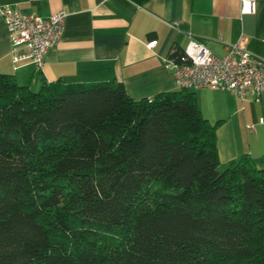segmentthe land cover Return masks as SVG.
Here are the masks:
<instances>
[{"label":"trees","instance_id":"16d2710c","mask_svg":"<svg viewBox=\"0 0 264 264\" xmlns=\"http://www.w3.org/2000/svg\"><path fill=\"white\" fill-rule=\"evenodd\" d=\"M221 123L191 90L0 73V264H264V165L219 171Z\"/></svg>","mask_w":264,"mask_h":264},{"label":"crops","instance_id":"0c3cea01","mask_svg":"<svg viewBox=\"0 0 264 264\" xmlns=\"http://www.w3.org/2000/svg\"><path fill=\"white\" fill-rule=\"evenodd\" d=\"M0 7L48 17L63 9L64 28L58 43L47 50L40 68L13 47L0 16V73L13 75L32 90L57 80L121 82L134 99L177 90L166 58L182 49L190 37L202 40L215 54L240 38L255 56L264 59V0L254 12L240 13L239 0H0ZM178 22V27L170 25ZM157 40L150 50L145 42ZM202 115L216 130L220 168L242 154L264 162V91L258 100H240L226 90H194Z\"/></svg>","mask_w":264,"mask_h":264},{"label":"built area","instance_id":"2783aa9c","mask_svg":"<svg viewBox=\"0 0 264 264\" xmlns=\"http://www.w3.org/2000/svg\"><path fill=\"white\" fill-rule=\"evenodd\" d=\"M255 1L239 0L240 13H253ZM0 16L12 46H22L26 50L24 55H15L14 60L29 59L40 68L47 50L61 37L66 12L60 9L43 17L34 12L22 13L10 7H0ZM170 25L178 27V22ZM156 42L155 39L149 40L145 47L150 50ZM180 50L178 56L168 55L164 65L177 89L226 90L240 100H258L264 91V59L252 54L243 38L228 45L223 55L213 53L202 40L194 37H190Z\"/></svg>","mask_w":264,"mask_h":264},{"label":"rangeland","instance_id":"374dc122","mask_svg":"<svg viewBox=\"0 0 264 264\" xmlns=\"http://www.w3.org/2000/svg\"><path fill=\"white\" fill-rule=\"evenodd\" d=\"M256 164V163H255ZM257 165V164H256ZM264 165V162L263 163H261V164H259V165H257L258 167H260V166H263ZM218 170L219 171H222L223 169L222 168H220V167H218Z\"/></svg>","mask_w":264,"mask_h":264}]
</instances>
